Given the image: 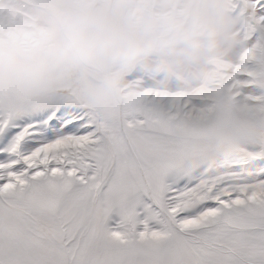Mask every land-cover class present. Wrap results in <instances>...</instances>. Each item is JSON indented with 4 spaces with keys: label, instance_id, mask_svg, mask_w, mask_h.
Segmentation results:
<instances>
[{
    "label": "snow or ice",
    "instance_id": "1",
    "mask_svg": "<svg viewBox=\"0 0 264 264\" xmlns=\"http://www.w3.org/2000/svg\"><path fill=\"white\" fill-rule=\"evenodd\" d=\"M236 71L264 118V0ZM107 123L74 79L0 110V264H264V151L221 161L200 97L145 88ZM212 161L219 165L215 170Z\"/></svg>",
    "mask_w": 264,
    "mask_h": 264
},
{
    "label": "clouds",
    "instance_id": "2",
    "mask_svg": "<svg viewBox=\"0 0 264 264\" xmlns=\"http://www.w3.org/2000/svg\"><path fill=\"white\" fill-rule=\"evenodd\" d=\"M249 0H0V110L74 79L107 123L142 107L145 88L200 97L224 164L264 151V118L241 112L236 68ZM262 75L244 89L264 87ZM215 170L219 165L212 161Z\"/></svg>",
    "mask_w": 264,
    "mask_h": 264
}]
</instances>
